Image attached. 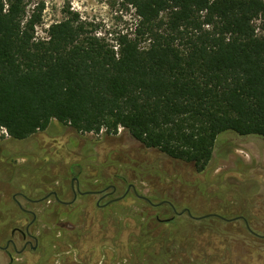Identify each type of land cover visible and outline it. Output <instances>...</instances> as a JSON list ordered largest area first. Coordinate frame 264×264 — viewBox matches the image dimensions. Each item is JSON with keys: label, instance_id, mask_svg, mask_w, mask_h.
Listing matches in <instances>:
<instances>
[{"label": "trees", "instance_id": "trees-1", "mask_svg": "<svg viewBox=\"0 0 264 264\" xmlns=\"http://www.w3.org/2000/svg\"><path fill=\"white\" fill-rule=\"evenodd\" d=\"M31 2L0 0V128L9 138L52 121L78 134L123 129L198 171L224 136L264 139V0H123L135 19L113 44L72 18L37 40L43 5L27 15ZM171 223L141 224L128 264H190L177 240L156 232Z\"/></svg>", "mask_w": 264, "mask_h": 264}, {"label": "rangeland", "instance_id": "rangeland-1", "mask_svg": "<svg viewBox=\"0 0 264 264\" xmlns=\"http://www.w3.org/2000/svg\"><path fill=\"white\" fill-rule=\"evenodd\" d=\"M41 5L37 40L47 38L52 24L72 18L113 44L119 34L130 32L135 19L123 0H32L27 15ZM75 176L81 192L115 187L100 205L132 185L152 204L167 201L192 218L186 212L174 215L166 204L145 206L131 190L102 211L100 195L77 196L70 206L58 205L52 196L37 202L51 192L71 201ZM17 193L35 201L15 197L23 210L35 214L29 232L38 246L20 254L9 248L10 256L0 250V264H9V257L10 264H128V243L135 242L141 224L156 217L173 221L156 232L177 240L190 264H264V139L259 137L224 136L198 171L192 163L144 147L123 129L109 136L78 134L52 121L28 139L13 140L0 128L1 247L13 228L24 231L32 220L13 201ZM11 239L22 248L19 234ZM101 246H107L103 253Z\"/></svg>", "mask_w": 264, "mask_h": 264}, {"label": "flooded vegetation", "instance_id": "flooded-vegetation-1", "mask_svg": "<svg viewBox=\"0 0 264 264\" xmlns=\"http://www.w3.org/2000/svg\"><path fill=\"white\" fill-rule=\"evenodd\" d=\"M108 189H110V192H106ZM115 187L114 186H107L106 188L102 189V190H99V191H87V192H81L80 189H79V183H78V179L76 178V176L74 178H72L71 180V191H72V200L69 201V202H64V201H61L56 192H51V193H48L46 194V196L50 197L52 196L53 199H54V202L57 203L58 205H65V206H70L74 203L75 199L77 198V196H82V195H100L98 200H97V206L99 207V209L101 208H105L107 206H109L110 204H113V203H116V202H119L120 200H122L126 195L127 193L131 190L133 195L135 196V198L137 199H140V200H145L146 203H148L150 206H158V205H164L166 204L167 206H169V208L171 209V211L174 213L175 215V209L173 208V206L168 203L167 201H162L156 205L152 204L149 200H146V198H143V196H141L140 194H138V192L135 190L134 186L132 185H129L126 189H125V192L122 196L118 197V198H113V199H110V200H107V202H105L104 204H99L100 201L110 197L114 192H115ZM18 196V197H21L23 198L24 200H26L27 202L29 203H33L35 202L34 200H30L28 199L26 196L20 194V193H17L15 194L12 199L13 201L17 204V206L20 208V210H22L24 213H27L29 215L32 216V220L30 221V223L25 227L24 231L20 230V229H17V228H13L11 233H10V238L9 239H6L5 242H4V246H0V250L7 253L8 249L11 248L12 252L16 253V254H20L22 253L23 251H25V249L28 247V249L30 251H35V249L37 248L38 246V239L36 237H34L32 234H30L29 232V227L33 224V222L35 221V214L30 212V211H25L21 208L20 204L16 202V199L15 197ZM44 196V197H46ZM112 200H116V201H113L111 202ZM44 201V198H40L37 202H42ZM184 211V210H182ZM181 211V212H182ZM186 212V211H184ZM183 212V213H184ZM189 212V211H188ZM187 213V212H186ZM236 219H242L241 217H236L230 221H234ZM159 220V219H158ZM243 221L246 222V220L243 219ZM228 222V221H227ZM245 222H244V225H245ZM247 223V222H246ZM246 227V226H245ZM15 234H19L22 238V240L24 241V244L22 246L21 249H17V246H16V243L14 242V240H12L11 238L15 235ZM28 239V240H27ZM32 241H33V246H32ZM8 254V253H7ZM8 256H10L8 254ZM10 258V263H11V257ZM9 263V264H10Z\"/></svg>", "mask_w": 264, "mask_h": 264}, {"label": "water", "instance_id": "water-1", "mask_svg": "<svg viewBox=\"0 0 264 264\" xmlns=\"http://www.w3.org/2000/svg\"><path fill=\"white\" fill-rule=\"evenodd\" d=\"M48 198V196H46V197H44V200L45 199H47ZM113 201H116V200H112L111 202H113ZM184 211H186L187 212V214H188V216L190 217V218H192V216L190 215V213L188 212V210H184ZM184 211H182V212H180V213H177L176 211H174L175 212V215H180V214H182ZM211 216H214V215H206V216H204V217H211ZM221 220H224V221H230V220H227V219H224V218H222V217H219ZM195 219H200V218H195ZM165 221H168V220H165ZM245 222V221H244ZM245 226H246V228H247V230L249 231V226H248V224L245 222Z\"/></svg>", "mask_w": 264, "mask_h": 264}]
</instances>
